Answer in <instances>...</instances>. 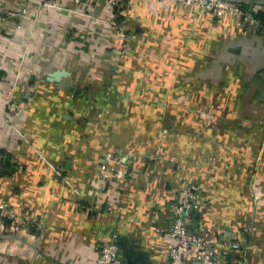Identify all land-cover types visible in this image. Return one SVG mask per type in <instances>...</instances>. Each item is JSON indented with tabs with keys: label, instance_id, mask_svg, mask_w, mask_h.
Returning <instances> with one entry per match:
<instances>
[{
	"label": "crops",
	"instance_id": "crops-1",
	"mask_svg": "<svg viewBox=\"0 0 264 264\" xmlns=\"http://www.w3.org/2000/svg\"><path fill=\"white\" fill-rule=\"evenodd\" d=\"M255 1L241 7L251 24L174 0H0V264H99L111 242L122 264H167L183 181L203 193L207 234L242 243L228 264H264V26L251 14L264 0ZM126 36L131 59L145 53L177 76L164 96L178 129L161 136L152 101L138 113L136 100L129 113L88 118L92 139L76 146L71 85L34 78L57 48L99 55ZM106 144L137 159L105 163Z\"/></svg>",
	"mask_w": 264,
	"mask_h": 264
},
{
	"label": "rangeland",
	"instance_id": "rangeland-1",
	"mask_svg": "<svg viewBox=\"0 0 264 264\" xmlns=\"http://www.w3.org/2000/svg\"><path fill=\"white\" fill-rule=\"evenodd\" d=\"M109 45L111 47L109 46L104 53L99 55L84 51L82 53L74 52L73 56H61L64 51L62 48H57L56 55L46 59L47 62L42 73L39 77L34 78V80H38L41 77V81H39L41 85H71L74 107L70 113L74 117L72 123L75 127V133L77 132L75 136L76 146L82 147L81 145H85L92 139L86 128L88 118L97 120L101 115H111L118 109L121 114L129 113L130 106L128 104L131 102L134 108L133 102L136 100H138L139 105V108L137 106L138 113L142 111L145 101L151 100L152 103L148 109L151 114L158 117V131L161 136L163 134L173 135V131L178 129V124L169 120L171 111L169 112L167 97L164 96V92L166 89L175 87L177 76L173 72L169 75L162 74L161 65L157 62L156 56H153L156 61H150L145 53L139 52L137 59L139 62L131 59L135 56L136 50V41L132 37L118 38L116 46L115 42H110ZM84 49L87 47L85 46ZM180 59L181 56L177 55L172 57L171 61L174 62L175 66ZM134 68L139 72H136ZM133 83L137 88L132 101L128 94V86L133 85ZM149 85L150 91L148 92L146 88ZM62 89L64 90V88ZM172 97L174 95L168 97V101L169 99L171 101ZM174 98L177 100V95ZM117 101L120 102L119 105ZM97 145L96 147H105L104 143L101 142ZM114 148L111 150L107 146L109 153H106L104 162H107L105 163H109V161L120 163L123 158L126 161L129 158L137 159L138 155L126 153L122 145H115ZM78 155L79 152L75 151L74 156ZM68 157V155H63L60 160L68 163L70 162Z\"/></svg>",
	"mask_w": 264,
	"mask_h": 264
},
{
	"label": "built area",
	"instance_id": "built-area-1",
	"mask_svg": "<svg viewBox=\"0 0 264 264\" xmlns=\"http://www.w3.org/2000/svg\"><path fill=\"white\" fill-rule=\"evenodd\" d=\"M107 8L120 5V0H104ZM187 6L198 7L206 13L219 16L227 12L240 16L242 21L253 23L254 19L242 11L239 2L231 0H174ZM11 15V14H9ZM6 20L5 13L0 6V24ZM201 190L183 181L177 189L170 208L172 223L167 229L169 240L167 264H228L227 256L230 252L241 248L242 243L232 240L221 241L219 237L209 236L201 223L197 222L200 206L204 202ZM122 250L111 242L100 246L98 251L99 264H122Z\"/></svg>",
	"mask_w": 264,
	"mask_h": 264
},
{
	"label": "trees",
	"instance_id": "trees-1",
	"mask_svg": "<svg viewBox=\"0 0 264 264\" xmlns=\"http://www.w3.org/2000/svg\"><path fill=\"white\" fill-rule=\"evenodd\" d=\"M255 2V0H244L242 2H239V4L244 10H249L250 5L255 4ZM251 14L261 22L262 26H264V12L258 10L255 12H251Z\"/></svg>",
	"mask_w": 264,
	"mask_h": 264
},
{
	"label": "water",
	"instance_id": "water-1",
	"mask_svg": "<svg viewBox=\"0 0 264 264\" xmlns=\"http://www.w3.org/2000/svg\"><path fill=\"white\" fill-rule=\"evenodd\" d=\"M231 1L242 2V1H244V0H231Z\"/></svg>",
	"mask_w": 264,
	"mask_h": 264
}]
</instances>
